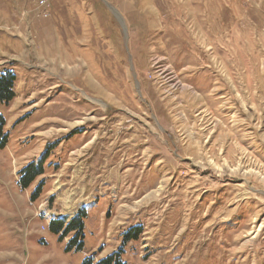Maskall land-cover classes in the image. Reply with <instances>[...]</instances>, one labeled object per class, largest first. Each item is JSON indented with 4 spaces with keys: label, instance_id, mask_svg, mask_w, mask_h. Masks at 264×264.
Instances as JSON below:
<instances>
[{
    "label": "rangeland",
    "instance_id": "rangeland-1",
    "mask_svg": "<svg viewBox=\"0 0 264 264\" xmlns=\"http://www.w3.org/2000/svg\"><path fill=\"white\" fill-rule=\"evenodd\" d=\"M5 71L0 264H264V0H0Z\"/></svg>",
    "mask_w": 264,
    "mask_h": 264
},
{
    "label": "trees",
    "instance_id": "trees-1",
    "mask_svg": "<svg viewBox=\"0 0 264 264\" xmlns=\"http://www.w3.org/2000/svg\"><path fill=\"white\" fill-rule=\"evenodd\" d=\"M17 83V76L14 72L5 71L0 74V108L3 106H9L11 102L16 98L15 86ZM7 127V121L5 117L0 113V148L4 149L8 136L5 133ZM48 159V150L42 155L38 161H33L24 167L19 174V184L23 189H28L38 178L45 174L44 164ZM44 188V182L42 181L32 193V201H36ZM88 218V213L85 209L78 212L77 216L66 223L64 220H54L50 223V227L57 235H61L60 239L64 240L70 234H73V238L70 240L68 250L80 251L84 247V231L85 221ZM143 234V228L135 227L123 236V243L121 247L108 255L107 257L96 261V255L88 257L84 260L83 264H126L124 261L125 246L130 241H137Z\"/></svg>",
    "mask_w": 264,
    "mask_h": 264
},
{
    "label": "bare ground",
    "instance_id": "bare-ground-1",
    "mask_svg": "<svg viewBox=\"0 0 264 264\" xmlns=\"http://www.w3.org/2000/svg\"><path fill=\"white\" fill-rule=\"evenodd\" d=\"M176 87V86H175ZM178 87V86H177ZM188 89V88H187ZM182 91H183V93H182V97H183V95L185 96V97H190L191 99H194L195 101H199L200 100V98L197 96V95H193V94H191V93H189L187 90H186V88L185 87H182Z\"/></svg>",
    "mask_w": 264,
    "mask_h": 264
},
{
    "label": "crops",
    "instance_id": "crops-1",
    "mask_svg": "<svg viewBox=\"0 0 264 264\" xmlns=\"http://www.w3.org/2000/svg\"><path fill=\"white\" fill-rule=\"evenodd\" d=\"M47 140V139H46ZM46 142V141H45ZM47 143V142H46ZM112 184V183H111ZM111 184H108L107 183V185H110L111 186ZM100 194L102 195V193H99V196H100ZM84 198V200H86V195L83 197ZM104 201V200H103ZM70 202H72V201H70ZM78 203H79V201H78ZM89 204L88 203H86V202H80L79 204H78V209H80V208H86L87 206H88ZM103 213V212H102Z\"/></svg>",
    "mask_w": 264,
    "mask_h": 264
}]
</instances>
